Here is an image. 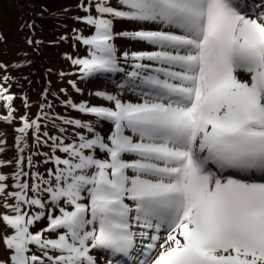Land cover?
Masks as SVG:
<instances>
[{"label":"snow or ice","instance_id":"obj_1","mask_svg":"<svg viewBox=\"0 0 264 264\" xmlns=\"http://www.w3.org/2000/svg\"><path fill=\"white\" fill-rule=\"evenodd\" d=\"M78 7L92 31L75 36L88 55L72 64L83 78L124 74L118 87L141 102L110 90L94 93L99 105L67 99L92 119L54 117L60 135L41 131L47 113L19 118L16 156L0 162L15 165L0 171V264H100L94 250L118 258L106 264H264V0ZM119 38L151 50L121 51ZM8 93L0 85L11 123Z\"/></svg>","mask_w":264,"mask_h":264},{"label":"rangeland","instance_id":"obj_2","mask_svg":"<svg viewBox=\"0 0 264 264\" xmlns=\"http://www.w3.org/2000/svg\"><path fill=\"white\" fill-rule=\"evenodd\" d=\"M50 1L33 0V6L29 8L28 0H0V85L9 90L8 94L14 96L13 108L16 109L15 119L11 123L0 120V142H2L0 147L4 149L0 151V162L14 160L16 156L15 137L19 133L15 129L21 126L19 119L21 116L26 114L35 119L47 113L48 118L40 121L41 131L47 130L51 135H60L58 130L52 126L54 117L80 118L85 121L92 119L65 107L63 103L65 100L71 99L74 102L99 105L105 102L95 97L96 91L110 90L114 93H121L123 97L133 92L118 87L119 84L125 82L124 74L111 76L105 74L97 78H83L79 66L73 65L69 59V57L74 59L88 55L86 46L75 40L76 35H89L92 31L76 19L86 15L78 4L86 3L87 0H64L65 7L69 10L66 12L59 11V9L52 10V7L48 5ZM33 12L35 15H42L48 19L54 16L59 19L63 18L65 21L61 19L59 25L55 26L56 29L50 28L49 24H42L39 18L35 19ZM32 20L39 25L32 23ZM115 27L120 31L137 30L132 22L127 21H118ZM153 27L159 28L155 24L145 25V28L152 29ZM116 44L121 51H134L135 49L141 51L145 45L125 38L117 39ZM24 63L32 67V70L24 69L22 67ZM124 64L126 72L133 70L131 62ZM45 75L50 78L48 82L51 85L48 91L45 90ZM5 77L8 79L5 80ZM70 82L75 83L81 91L77 92ZM25 104L28 107H25ZM49 104L51 108L48 107ZM4 105L5 102L0 101V116L7 115V108ZM41 105L44 107L41 108ZM55 123L60 124L61 122L56 119ZM64 127L68 128L70 135L71 126L64 125ZM102 131L107 133L108 125H103ZM33 142L34 137L30 135L29 145L31 146ZM47 151L49 149L46 146L31 147V152ZM29 154L25 152V155ZM44 159L42 155L34 156L41 173H46V169L52 167L51 164L44 165L42 163ZM0 171L10 176L15 171V165L13 163L4 166L0 168Z\"/></svg>","mask_w":264,"mask_h":264},{"label":"trees","instance_id":"obj_3","mask_svg":"<svg viewBox=\"0 0 264 264\" xmlns=\"http://www.w3.org/2000/svg\"><path fill=\"white\" fill-rule=\"evenodd\" d=\"M32 1L33 0H28V4H29L30 7L33 6L32 5ZM48 5L52 7L51 8L52 10H57V9L63 8L65 6V2H64V0H51ZM40 21H41L42 24H49L50 28L51 27L55 28L54 25H56V23H54L53 19H51V20L49 19L48 21H44V20L41 19Z\"/></svg>","mask_w":264,"mask_h":264},{"label":"bare ground","instance_id":"obj_4","mask_svg":"<svg viewBox=\"0 0 264 264\" xmlns=\"http://www.w3.org/2000/svg\"><path fill=\"white\" fill-rule=\"evenodd\" d=\"M159 26V25H157ZM152 29H155L154 27ZM150 30V29H148ZM147 50H151V47L148 46V45H144L142 50L141 51H147ZM134 51H140L138 49H135ZM124 99L130 101V102H133V103H137V102H141V98L139 96V93L138 92H130L129 95H125V97H123ZM100 264H106V262H104L100 257Z\"/></svg>","mask_w":264,"mask_h":264}]
</instances>
